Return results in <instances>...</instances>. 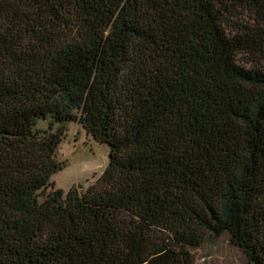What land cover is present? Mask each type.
I'll list each match as a JSON object with an SVG mask.
<instances>
[{
    "label": "trees",
    "instance_id": "trees-1",
    "mask_svg": "<svg viewBox=\"0 0 264 264\" xmlns=\"http://www.w3.org/2000/svg\"><path fill=\"white\" fill-rule=\"evenodd\" d=\"M69 122L110 156L66 193ZM223 235L264 264V0H0V264H195Z\"/></svg>",
    "mask_w": 264,
    "mask_h": 264
},
{
    "label": "rangeland",
    "instance_id": "rangeland-1",
    "mask_svg": "<svg viewBox=\"0 0 264 264\" xmlns=\"http://www.w3.org/2000/svg\"><path fill=\"white\" fill-rule=\"evenodd\" d=\"M39 124L46 127L47 120H39ZM109 156L110 147L106 143L94 139L79 122L67 123L57 151V160L64 167L52 176L53 187H60L66 193L72 187L86 190L101 176ZM194 254L195 264H247L245 253L227 235L205 242Z\"/></svg>",
    "mask_w": 264,
    "mask_h": 264
}]
</instances>
